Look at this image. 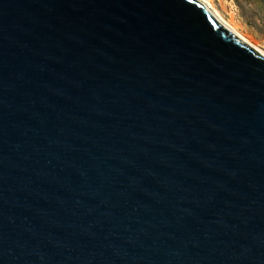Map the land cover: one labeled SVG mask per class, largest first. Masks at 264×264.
<instances>
[{"label": "water", "instance_id": "water-1", "mask_svg": "<svg viewBox=\"0 0 264 264\" xmlns=\"http://www.w3.org/2000/svg\"><path fill=\"white\" fill-rule=\"evenodd\" d=\"M0 264H264V57L196 0H0Z\"/></svg>", "mask_w": 264, "mask_h": 264}, {"label": "rangeland", "instance_id": "rangeland-1", "mask_svg": "<svg viewBox=\"0 0 264 264\" xmlns=\"http://www.w3.org/2000/svg\"><path fill=\"white\" fill-rule=\"evenodd\" d=\"M225 20H232L239 30L264 48V0H211Z\"/></svg>", "mask_w": 264, "mask_h": 264}, {"label": "bare ground", "instance_id": "bare-ground-1", "mask_svg": "<svg viewBox=\"0 0 264 264\" xmlns=\"http://www.w3.org/2000/svg\"><path fill=\"white\" fill-rule=\"evenodd\" d=\"M201 5L208 10L215 20L226 30L240 39L242 42L246 43L253 50H255L260 56L264 57V48L260 47L250 36L243 34L239 27L232 20H225L218 11L213 7L211 0H196Z\"/></svg>", "mask_w": 264, "mask_h": 264}]
</instances>
